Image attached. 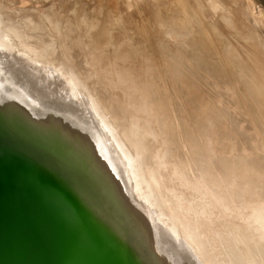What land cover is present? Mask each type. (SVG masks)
Masks as SVG:
<instances>
[{
  "label": "rangeland",
  "instance_id": "1",
  "mask_svg": "<svg viewBox=\"0 0 264 264\" xmlns=\"http://www.w3.org/2000/svg\"><path fill=\"white\" fill-rule=\"evenodd\" d=\"M0 25L107 113L206 261L264 264V0H0Z\"/></svg>",
  "mask_w": 264,
  "mask_h": 264
},
{
  "label": "bare ground",
  "instance_id": "2",
  "mask_svg": "<svg viewBox=\"0 0 264 264\" xmlns=\"http://www.w3.org/2000/svg\"><path fill=\"white\" fill-rule=\"evenodd\" d=\"M12 37L20 39L12 27L5 35L0 34V107L7 109L3 111L7 131L15 140H30L29 145H36L48 161L57 164L60 159L68 172H90L95 185L90 187L104 185L119 205L117 211L129 216L137 228L139 238L134 235L132 240L138 250L147 255L149 243L154 256L159 257L155 262L148 253V264H213L210 257L206 261V252L189 226L182 225V219L157 192L156 184L145 173L141 155L127 153L122 135L107 120V113L103 115L88 96L84 97L83 91L77 92L74 81L70 85L59 73L45 72L40 66L45 56L33 49H23L31 44L14 47ZM61 89H67L68 94L76 96L73 99L81 101L62 99L56 95ZM81 105L85 109H79ZM106 207L111 215L116 213ZM247 260L248 264H255L253 259Z\"/></svg>",
  "mask_w": 264,
  "mask_h": 264
},
{
  "label": "water",
  "instance_id": "3",
  "mask_svg": "<svg viewBox=\"0 0 264 264\" xmlns=\"http://www.w3.org/2000/svg\"><path fill=\"white\" fill-rule=\"evenodd\" d=\"M6 110L0 107V264H148V253L159 260L149 243L147 255L138 250L137 228L104 185L90 187V172H68L27 138L15 140Z\"/></svg>",
  "mask_w": 264,
  "mask_h": 264
}]
</instances>
